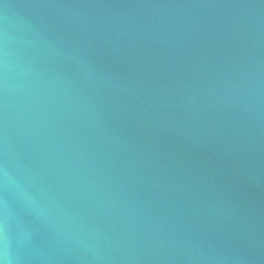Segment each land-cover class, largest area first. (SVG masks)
<instances>
[{"label":"water","instance_id":"95a60500","mask_svg":"<svg viewBox=\"0 0 264 264\" xmlns=\"http://www.w3.org/2000/svg\"><path fill=\"white\" fill-rule=\"evenodd\" d=\"M0 264H264V0H0Z\"/></svg>","mask_w":264,"mask_h":264}]
</instances>
